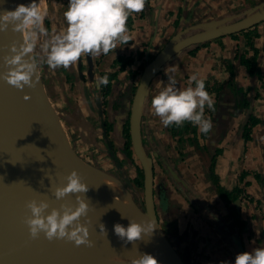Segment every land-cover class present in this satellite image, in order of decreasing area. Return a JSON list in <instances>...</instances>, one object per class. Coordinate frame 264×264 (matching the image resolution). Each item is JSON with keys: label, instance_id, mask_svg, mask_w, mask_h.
Here are the masks:
<instances>
[{"label": "crops", "instance_id": "0c3cea01", "mask_svg": "<svg viewBox=\"0 0 264 264\" xmlns=\"http://www.w3.org/2000/svg\"><path fill=\"white\" fill-rule=\"evenodd\" d=\"M38 4L47 11L43 23L49 36L62 32L68 0H38ZM262 7L264 0H146L144 9L128 18V43L118 44L108 55H92L91 74L85 55L67 69L53 70L40 63L47 97L71 146L84 158L82 143L105 141L104 149L110 150L113 146L108 147V142L113 145L121 140L141 69L170 40ZM44 39L38 42V56ZM245 60L263 77L250 73ZM165 73L173 75L181 89L193 74L218 87L219 93L217 89L210 94L215 99L218 93L212 114L219 121L213 118L208 134L202 135L192 124L173 134L172 126L165 128L153 115L150 102L167 83ZM103 76L108 77L107 85L98 84ZM243 94L248 106L237 111L235 100ZM250 116L257 122L245 141L243 127ZM142 139L152 158L159 224L163 228L161 221L177 223L178 234L163 232L179 254H188L193 264H234L241 249L251 251L264 244V21L174 55L150 82ZM210 147L221 150L214 165L219 187L239 191L234 211L207 179L203 155ZM161 200L165 210L159 205Z\"/></svg>", "mask_w": 264, "mask_h": 264}, {"label": "water", "instance_id": "95a60500", "mask_svg": "<svg viewBox=\"0 0 264 264\" xmlns=\"http://www.w3.org/2000/svg\"><path fill=\"white\" fill-rule=\"evenodd\" d=\"M30 2L12 0L10 11L19 4L27 5ZM262 21L264 7L236 20L211 23L188 35L173 38L143 67L128 116L130 146L142 172V203L134 200L127 180L122 183L117 177L130 194L127 202L98 187L92 172L95 167L76 152L65 136L47 97L39 68L32 88L25 86L18 90L0 79V197L11 202L6 214L0 217V264H76L82 245L75 246L73 242L63 239L48 241L43 234L31 239L23 222L30 215L26 203L32 199H46L49 203L47 211L59 209L61 204L76 205L75 194H69L62 200L52 195V188L63 186L66 183L64 177L73 170L89 187L87 193L78 195L89 204L87 218L81 217L80 222L84 223L87 219L90 234L135 250L157 253L165 264H185L163 232L156 212L152 158L142 139V114L149 85L178 52L192 45L244 31ZM14 43L19 47L21 34L12 31L9 25L6 31H0V73L6 70L3 57L10 55L9 48ZM85 59L91 74L92 55H85ZM26 95L29 97L27 100L24 99ZM102 128L105 135L103 123ZM129 220H152L156 226L150 237L145 236L135 244H125L114 234L113 225L119 223L126 227ZM101 224L105 231L100 230ZM241 252L244 251L241 249Z\"/></svg>", "mask_w": 264, "mask_h": 264}, {"label": "clouds", "instance_id": "9594fccd", "mask_svg": "<svg viewBox=\"0 0 264 264\" xmlns=\"http://www.w3.org/2000/svg\"><path fill=\"white\" fill-rule=\"evenodd\" d=\"M146 0H68L64 12L66 28L49 36L44 27L47 11L41 8L38 0L27 5L19 4L14 10L0 12V31H6L11 25L12 31L21 34L19 47L12 44L10 55L3 57L5 72L0 73L8 85L22 90L32 88L36 83V73L40 63L50 69H67L84 55H108L118 48V44L129 41L127 21L130 15L141 12ZM40 44L42 55L36 54ZM167 75V83L152 96L151 110L161 124L167 128L192 124L201 134H208L213 128L211 117H206L205 109H214L215 99L206 90L205 80L193 74L189 84L183 89L177 87L173 75ZM35 77V78H33ZM163 83V82H161ZM98 84L107 85L108 77L98 78ZM25 100L29 99L26 95ZM63 186L52 188V195L62 200L69 194L76 195V205L61 204L59 209L52 208L46 199H32L26 203L30 215L24 219L31 239L43 234L48 241L67 240L75 246L93 247L89 239L88 221L81 223V217L87 218L89 204L78 194H85L89 187L82 182L77 171H71L64 177ZM152 220L136 222L129 220L125 227L119 223L113 225L114 234L125 244L150 237L155 227ZM100 230L105 231L104 225ZM116 264V258H114ZM130 264H158L157 259L148 253H138ZM234 264H264V244L251 251L238 253Z\"/></svg>", "mask_w": 264, "mask_h": 264}, {"label": "bare ground", "instance_id": "6f19581e", "mask_svg": "<svg viewBox=\"0 0 264 264\" xmlns=\"http://www.w3.org/2000/svg\"><path fill=\"white\" fill-rule=\"evenodd\" d=\"M11 6L12 0H0V12L5 10L10 11ZM92 172L99 188L106 190L108 194L117 199L126 202L130 200L129 192H126V188L117 177L101 169L93 168ZM10 207L11 202L0 197V217L5 215ZM89 239L93 242V247L82 245L76 264H115L114 258H116V264H130L131 259L137 256L138 253L151 254L157 259L158 264H165L164 260L154 252L128 248L117 242L90 233Z\"/></svg>", "mask_w": 264, "mask_h": 264}, {"label": "rangeland", "instance_id": "374dc122", "mask_svg": "<svg viewBox=\"0 0 264 264\" xmlns=\"http://www.w3.org/2000/svg\"><path fill=\"white\" fill-rule=\"evenodd\" d=\"M205 115L206 117H208L207 112L205 113ZM124 127H126V125ZM127 141L128 140H126L125 134L123 133L121 136V140L115 141L113 145L111 144V147L112 146L113 147L110 150L106 149L108 153L104 149L106 148L105 141H102L99 143H94V142L86 143V144L82 143L81 144L82 155L84 156V159L90 165L94 166L95 168L111 173L112 175L116 177H120L123 180H127L128 186L130 187V190H132L133 192L134 200L136 202L142 203L143 202V189H142V184H141L142 177L140 176V172H139L140 166H139L137 159L133 155L131 146L130 145L126 146ZM129 143H130V140H129ZM111 154L112 155L115 154V156L112 157ZM163 171L166 173L165 169H163ZM166 175L168 176L167 173ZM126 192L128 191L126 190ZM155 201L157 203L156 197H155ZM159 205L164 210L167 208L163 206V200L159 201ZM167 222L168 221L163 223V221H161V224L163 227L162 230L164 232L169 233L170 231H172V233L174 232V234H178L177 233V223L176 222L170 223L171 225H168ZM178 249H180V247ZM180 256L184 260L185 264H193L189 261L190 259H189L188 254L180 253Z\"/></svg>", "mask_w": 264, "mask_h": 264}, {"label": "trees", "instance_id": "16d2710c", "mask_svg": "<svg viewBox=\"0 0 264 264\" xmlns=\"http://www.w3.org/2000/svg\"><path fill=\"white\" fill-rule=\"evenodd\" d=\"M231 35H236V34H231ZM245 63H246V65H248V69H249V72H250V73H253V74L258 75L259 78H262V77H263V74H261L260 71H258L256 68H254L253 63H251L250 61L247 62L246 60H245ZM205 84H206L207 91H208L209 93L213 92V90H217V89H218V87L215 88V87H213V86H209L207 82H205ZM212 87H213V88H212ZM219 91H220V90L218 89L217 92L219 93ZM218 93H217L216 95H214V97H215L214 110H215V108H217V105H218V104H217ZM235 93H236V91H235ZM233 100H234V98H233ZM248 103H249V99H248L244 94L241 95L239 101H236V100H235V105H236V107H237V111H239L241 108H244V107L248 106ZM214 110H213V109H212V110H210V109L206 110V112L208 113V117L210 116V117H211V120H213V118H214V119H217V121H219V120H218L219 117H216V115L213 116V114H212V113L214 112ZM212 111H213V112H212ZM223 121H224V120H223ZM223 121H222V122H223ZM256 122H257L256 118H254L253 116H250L249 119H248V121H247V123L244 125V127H243V138H244L245 141H247V140L250 139V136H249V130L251 129V127H252ZM223 123H224V122H223ZM225 124H226V122H225ZM190 126H191V125H190V123H188V122H185V123H184L182 126H180V127H176L175 125H173V126L171 127V131H172L173 134H177V133H179V130H178V129H181V128H185V129H187V128H189ZM221 133H223V131H222ZM124 134H125L126 140H128L127 143H126V146H129L130 143H129L128 123H126V127L124 128ZM202 135H203V134H202ZM204 136H205V135H204ZM204 138H205V137H204ZM196 139H197V138H196ZM180 140H181V139L179 138V142H180ZM196 142L198 143V140H197ZM196 146H197V145H196ZM197 147H198V146H197ZM220 152H221V150H220L219 148H216L215 150H213V148L210 147V149H209L207 155H206V154L203 155V156L206 157V164H207V170H206L207 173H206V175H207V179L211 181V183H212V185H213V188L216 190L218 196H219L220 198H222V199L226 202L228 208H229L231 211H234L235 208H236V206L234 205V202H235V199H236V198L238 197V195H239V191H238V189H234V190L231 191V192H226V191L222 190V188L219 187V185H218V182H217V175L215 174V171H214V165H215L216 157H217V155H218ZM139 172H140V176L142 177V172H141V169H140V168H139ZM118 178L121 180L122 183H124V180H123V179H121L120 177H118ZM139 184H140V182H139ZM141 184H142V183H141ZM230 204H232V206H231Z\"/></svg>", "mask_w": 264, "mask_h": 264}, {"label": "flooded vegetation", "instance_id": "af4514ba", "mask_svg": "<svg viewBox=\"0 0 264 264\" xmlns=\"http://www.w3.org/2000/svg\"><path fill=\"white\" fill-rule=\"evenodd\" d=\"M134 16H136V13L130 15L129 18L132 19ZM248 29H249V28H248ZM142 69H143V68H142ZM142 69H141V72H142ZM141 72H140V73H141Z\"/></svg>", "mask_w": 264, "mask_h": 264}]
</instances>
